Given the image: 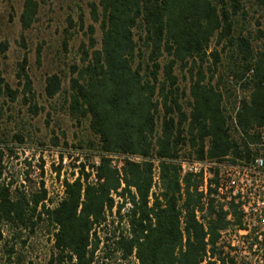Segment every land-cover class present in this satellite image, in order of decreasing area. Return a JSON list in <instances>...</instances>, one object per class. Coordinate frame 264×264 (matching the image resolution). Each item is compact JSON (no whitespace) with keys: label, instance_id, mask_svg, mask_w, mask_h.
Listing matches in <instances>:
<instances>
[{"label":"trees","instance_id":"obj_1","mask_svg":"<svg viewBox=\"0 0 264 264\" xmlns=\"http://www.w3.org/2000/svg\"><path fill=\"white\" fill-rule=\"evenodd\" d=\"M260 3L264 7V0ZM99 7L101 47L93 50L90 38L93 51L69 81L70 115L87 119L98 140L97 182L89 183L90 174L81 166L82 181H64V198L53 209L46 208L43 183L26 193L6 181L0 147V228L8 237L2 264H12L9 242L23 233L34 234L41 225L53 228L50 264H95L100 243L96 229L115 206L112 193L121 199L115 213L119 221L125 205L130 206L125 235L120 233L112 243L123 262L134 255L138 264H233L216 245L220 232L231 224L242 228L240 204L231 201L224 210L208 197L203 205L198 180L186 175L180 181L174 161L184 148L187 156L200 161L264 160V27L257 37L261 48L254 51L249 39L233 37L232 19L243 11L242 0H99ZM37 11L36 1L24 0L19 19L23 30L36 21ZM92 18L99 21L96 8ZM262 19L264 26V15ZM219 46L235 52L237 62L229 73L234 88L221 89V77L212 84ZM163 56L169 60L161 66ZM209 58L212 64L206 66ZM25 64L26 59L18 77L31 94ZM188 66L185 109L174 69ZM60 90L57 75L46 79L47 98ZM237 90L243 93L239 99ZM0 92L15 99L6 84ZM225 96L236 98L233 116L224 106ZM105 154L139 156L143 161L124 160L119 172ZM152 161L159 167L156 192H151ZM214 192L209 189L208 194Z\"/></svg>","mask_w":264,"mask_h":264},{"label":"rangeland","instance_id":"obj_2","mask_svg":"<svg viewBox=\"0 0 264 264\" xmlns=\"http://www.w3.org/2000/svg\"><path fill=\"white\" fill-rule=\"evenodd\" d=\"M34 1L38 5L36 21L29 29L23 30L19 19L24 0H0V86L4 87L6 84L15 92L14 100L0 92V147L5 153L3 163L6 181L12 182L13 187L26 193L38 190L43 183L55 203L59 192L58 176H53L54 172L58 175L56 159L61 160L67 151H76V155L66 166L65 175L72 171L74 161H92L85 153H91L92 157L99 154L96 147L98 140L89 129V121L77 120L70 115L69 81L84 65L86 57L101 47V8L99 0ZM242 6L243 11L232 19L233 37L249 39L254 51H258L261 42L257 37L258 31L264 27V7L260 0H242ZM94 8L99 16L98 22H94L92 18ZM90 38L95 42L93 50L90 48ZM213 48L212 44L211 49ZM216 49L220 62L214 68L212 84L218 83L221 77V89L234 88L229 73L237 62L235 52L229 48L221 51V46ZM24 59L25 74L31 82V94L24 91V81L18 77L19 65ZM168 60L163 56L159 63L162 66ZM211 64L212 59L209 58L206 66ZM188 69L189 66L182 71L174 69L178 87L184 91L182 103L185 109L189 100ZM205 74L208 76L206 71ZM52 75L60 78L61 90L54 98L49 99L45 94V86L46 79ZM237 87L236 85V89ZM234 94L237 98L243 96L240 90L236 93L234 91ZM235 99L233 96L224 100L227 113L232 116L234 107L237 106ZM89 143H93V147L88 146ZM181 154L187 156L188 149L184 148ZM127 209L121 215L125 216ZM0 230L2 264L4 244L8 237L5 230ZM126 230V221H119L117 215H108L104 225L96 229L100 243L94 256L95 264L123 263L119 254L112 251V243L120 233L125 235ZM12 245V264H50L54 251L53 228L41 225L34 234L23 233L14 243L9 242V246ZM251 260L255 261L253 258ZM127 264L135 263L131 259Z\"/></svg>","mask_w":264,"mask_h":264},{"label":"built area","instance_id":"obj_3","mask_svg":"<svg viewBox=\"0 0 264 264\" xmlns=\"http://www.w3.org/2000/svg\"><path fill=\"white\" fill-rule=\"evenodd\" d=\"M74 155H76V151H67L61 160L56 159L55 167H59L57 169L58 175L54 172L53 176H58V198L54 203L51 200L49 189L44 185L46 191L44 205L46 208L53 209L62 201L65 196L64 181L71 183L79 177L82 181L83 176L79 174L81 166H83L85 173L90 174L88 182L91 184L97 182L95 170L99 166V156L92 157L91 153H85V156H90L92 161L81 159L74 161L72 171L64 175L66 166L72 161ZM104 156L111 160V166L119 172L124 160L135 163L143 161L139 156L106 154ZM152 162L154 166L151 192H156L159 185V167L157 161ZM174 164L178 168L180 181L186 175H191L198 180L197 192L202 196L203 205H206L208 197L222 203L224 210H227V204L231 201L240 204V209L244 214L242 228L231 224L227 229L220 232L216 246L220 247L223 255L233 259V264H264V160L256 158L250 163L230 164L210 160L200 161L194 157L181 156L174 161ZM213 180L215 181L213 182ZM209 189H213L215 192L209 195ZM111 197L115 203L111 215H116V205L121 203V199L114 193L111 194ZM125 206V208L130 207L129 204ZM108 215L107 213L106 219ZM197 216L199 217L198 214ZM122 217V221H127L124 215ZM228 220L232 221L230 216H228ZM254 238L257 240L254 241ZM251 258L255 261L252 262ZM131 259L135 264H138L134 255L129 260Z\"/></svg>","mask_w":264,"mask_h":264}]
</instances>
